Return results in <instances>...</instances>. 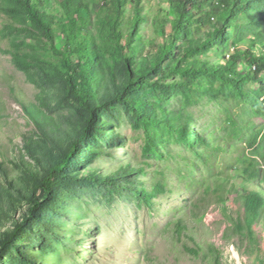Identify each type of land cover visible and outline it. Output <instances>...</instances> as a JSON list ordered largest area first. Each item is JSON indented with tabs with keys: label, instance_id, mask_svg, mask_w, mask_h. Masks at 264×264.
Returning <instances> with one entry per match:
<instances>
[{
	"label": "rangeland",
	"instance_id": "obj_1",
	"mask_svg": "<svg viewBox=\"0 0 264 264\" xmlns=\"http://www.w3.org/2000/svg\"><path fill=\"white\" fill-rule=\"evenodd\" d=\"M159 1L146 0L145 12L152 16ZM142 28L147 37L160 41L151 18ZM31 41L27 51L41 59L27 75L13 61L10 42L0 34V240L30 215L35 196L42 206L20 238L0 255V264H264V216L260 222L251 219L248 224L246 206L238 199L243 184L236 182L228 195L229 212L198 181L190 185L193 179L214 177L222 169L221 163L231 162L236 155H222L213 170L187 138L188 133L194 136L205 127L229 134L233 128L226 124L229 113L241 121L236 102L225 96H205L190 107L189 115L200 124L186 125L184 140L159 125L149 132L128 107L114 104L107 114L98 116L100 127L90 135L62 186L52 197L43 196L34 176L41 178L79 138L86 111L74 100L66 102L62 57L41 41ZM112 71L113 80L106 71L101 84L94 87L96 98H109L115 91L113 82L121 85L125 81L126 75L117 65ZM8 79L24 99L39 104L52 117L50 127L40 131L30 121ZM134 98L149 105L156 102L147 88ZM162 106L182 109L180 92L171 94ZM151 134L156 153L147 151ZM229 142L235 145L239 140ZM87 176L93 177L84 179ZM159 180L166 183L160 193L155 190ZM226 181L223 176L221 182ZM248 187L257 189L252 184ZM198 201L201 206L194 207ZM234 217L245 226L237 228ZM180 220L186 227L179 233ZM214 248L219 263L211 256Z\"/></svg>",
	"mask_w": 264,
	"mask_h": 264
},
{
	"label": "trees",
	"instance_id": "obj_2",
	"mask_svg": "<svg viewBox=\"0 0 264 264\" xmlns=\"http://www.w3.org/2000/svg\"><path fill=\"white\" fill-rule=\"evenodd\" d=\"M145 1L0 0V34L10 42L9 52L15 64L30 75L41 55L30 53L27 46H32L31 40L41 41L55 56L62 57L61 77L68 90L66 102L74 100L86 111V125L79 138L58 155L41 178L34 176L37 188L45 197L55 194L68 172L77 166L90 135L100 127L98 116L107 114L116 103L128 107L136 122H142L149 132L152 126L159 125L184 140L186 125L200 124L189 115L190 107L205 96H225L236 102L240 109L237 116L246 124L240 126L241 121L229 113L226 124L233 127L229 134L205 127L194 136L188 133L187 138L194 142L190 146L195 153L205 157L213 170L222 155H236L231 162H222V169L214 177L193 179L190 185L198 181L206 189L204 192L213 194L229 212L228 198L235 183L241 182L243 189L238 199L244 201L248 224L251 219L260 222L264 216V0H160L152 16L145 12ZM150 18L160 41L147 37L143 31L142 26ZM116 65L126 75L125 81L121 85L113 82L115 91L109 98H96L94 87L101 84L106 71L113 80L112 68ZM11 83L8 79L16 101L30 121L40 131L50 127L54 123L52 117L39 104L24 99ZM143 88L156 96L154 104L135 100L134 96ZM176 92H180L182 109L163 107L165 99ZM150 137L147 151L156 153L157 146L152 142L155 136ZM234 140L239 143L229 142ZM28 149L33 155L30 146ZM141 169L143 172L144 168ZM223 176L226 182H221ZM251 184L257 189H250ZM164 186L166 183L159 180L156 192L160 193ZM201 201L194 203V207H200ZM32 203L30 215L0 240V255L20 238L42 206L36 196ZM234 224L237 228L244 225L235 217ZM178 226L180 233V228L186 227L184 220ZM217 252L218 249H212L211 256L219 263Z\"/></svg>",
	"mask_w": 264,
	"mask_h": 264
}]
</instances>
